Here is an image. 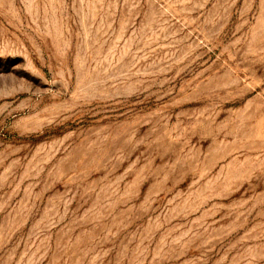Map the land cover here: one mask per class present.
Returning <instances> with one entry per match:
<instances>
[{
    "label": "rangeland",
    "instance_id": "1",
    "mask_svg": "<svg viewBox=\"0 0 264 264\" xmlns=\"http://www.w3.org/2000/svg\"><path fill=\"white\" fill-rule=\"evenodd\" d=\"M0 264H264V0H0Z\"/></svg>",
    "mask_w": 264,
    "mask_h": 264
}]
</instances>
